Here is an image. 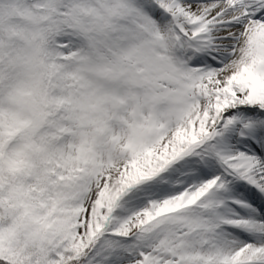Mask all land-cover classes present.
I'll return each mask as SVG.
<instances>
[{"label": "snow or ice", "instance_id": "obj_1", "mask_svg": "<svg viewBox=\"0 0 264 264\" xmlns=\"http://www.w3.org/2000/svg\"><path fill=\"white\" fill-rule=\"evenodd\" d=\"M0 264H264V0H0Z\"/></svg>", "mask_w": 264, "mask_h": 264}]
</instances>
